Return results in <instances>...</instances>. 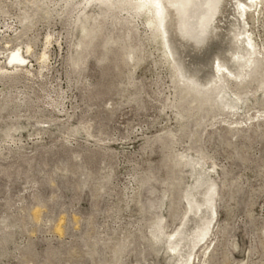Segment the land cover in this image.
Returning <instances> with one entry per match:
<instances>
[{"label":"rangeland","instance_id":"1","mask_svg":"<svg viewBox=\"0 0 264 264\" xmlns=\"http://www.w3.org/2000/svg\"><path fill=\"white\" fill-rule=\"evenodd\" d=\"M138 3L0 0V264H264V3L173 60Z\"/></svg>","mask_w":264,"mask_h":264},{"label":"bare ground","instance_id":"2","mask_svg":"<svg viewBox=\"0 0 264 264\" xmlns=\"http://www.w3.org/2000/svg\"><path fill=\"white\" fill-rule=\"evenodd\" d=\"M138 1L140 3V7L147 9L148 12L152 15L153 19L151 20V23L157 27V32L159 36L162 38V41L167 50V56L171 57V59L173 60L171 44L172 46L175 47H178L180 45V47L183 48L184 51H188V53L190 54L194 53L196 56L202 55L204 52L208 51L209 48L212 47V44L215 43L214 41L220 39L219 31H221V29L224 28L226 22L230 17L228 8H229V4L231 5L233 0H138ZM100 2L102 5H105L109 8L114 5V0H100ZM255 2H256L255 5L252 7L243 5V10L245 12L247 11V9H251V8H255L257 10L259 5H262L264 3V0H255ZM83 30L85 32L87 31L85 27H83ZM48 39H51V36H49ZM235 39L237 40L236 44L238 48H244L241 45H239L240 43H245L246 45H248L247 49L244 48L246 50L245 52L246 54L245 53H243V55H241L240 53L233 54L232 56L225 58L223 63L219 62L215 64V68L217 70L216 72L218 76H215V71H214L213 77L217 78L222 83L223 79H225V76H228L230 79H236L237 82L240 81V85L244 87L245 80L247 81L246 78L250 77L251 74H245V73L239 74L238 71L240 72L244 71V68L247 67V65L244 64L243 59L248 60V58H253L257 54V45L256 42L253 39H251V36L246 41H242L239 38H235ZM48 43H50V41ZM31 49H32L31 47L28 48V53L31 51ZM47 55L48 54L45 53L40 59L41 60L40 62L44 64V66L48 60ZM8 61H9L8 64L13 66L16 71H19L20 68L28 67L27 66L28 58L22 54L21 50L13 51L10 54ZM229 65H231L233 69L232 67H229ZM0 72L9 73L8 69L6 70L5 68H0ZM185 87L186 89H191L192 91L197 92L200 95L202 94V90H200L198 87L195 86L191 87L189 84ZM220 87L216 88L215 90L219 91ZM202 101H205V95L202 96ZM222 103H224V101H222ZM224 104L231 113H235L236 110L238 109V107L235 105L232 106L227 103ZM234 125L236 124L234 123ZM231 129H233V127ZM190 205L192 204L190 203ZM195 205L200 209L205 204L204 203L201 204L200 202L197 201ZM192 209L193 208L191 206L190 207L191 212H193ZM192 222H193L192 219L187 220L185 225H190L192 224ZM179 232L180 231L176 233L177 242L172 243L174 246L171 247V249L175 252H177V248L179 246L187 245V243H184L183 240L182 241L178 240L186 233H179ZM188 235H192V234H187V236ZM207 235L208 232L202 234V240L200 241V243L204 242L207 239ZM174 236L175 235H172V237ZM208 249H210V247H208L206 251ZM185 264H191V261L186 262Z\"/></svg>","mask_w":264,"mask_h":264}]
</instances>
